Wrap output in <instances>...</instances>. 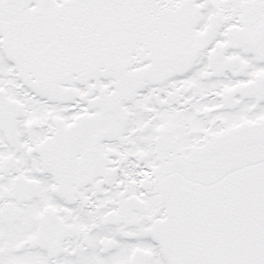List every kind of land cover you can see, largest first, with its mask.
<instances>
[{
    "label": "snow or ice",
    "instance_id": "obj_1",
    "mask_svg": "<svg viewBox=\"0 0 264 264\" xmlns=\"http://www.w3.org/2000/svg\"><path fill=\"white\" fill-rule=\"evenodd\" d=\"M0 264H264V0H0Z\"/></svg>",
    "mask_w": 264,
    "mask_h": 264
}]
</instances>
